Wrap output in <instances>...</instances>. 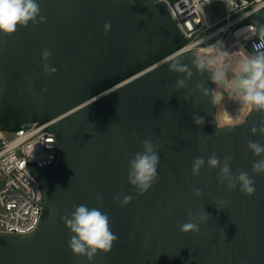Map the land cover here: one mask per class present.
<instances>
[{
    "label": "water",
    "instance_id": "water-1",
    "mask_svg": "<svg viewBox=\"0 0 264 264\" xmlns=\"http://www.w3.org/2000/svg\"><path fill=\"white\" fill-rule=\"evenodd\" d=\"M36 2L45 23L0 34V126L55 121L58 158L37 170L48 218L30 236L0 239V264H89L72 254V234L62 220L82 204L107 213L118 236L112 251L98 253L91 264H264V175L252 172L260 157L247 149L249 140L264 144V136L250 132L264 117L251 108L244 122L218 130L212 72L195 69V53L174 56L186 38L164 3ZM107 22L112 27L105 33ZM250 23L260 30V41L264 8ZM44 49L52 53L48 65L57 69L52 75L45 74ZM245 49L257 54L252 41ZM172 58L192 68L187 89L174 88L182 74L168 71ZM197 82L207 95L195 91ZM193 115L204 125L197 126ZM202 135L213 136L205 143ZM146 139L159 150V181L138 195L128 183V159L143 151ZM213 153L221 160L230 156L232 172L254 179L253 196L239 186L229 192L218 185L219 169L205 166L192 175L193 160L207 161ZM193 188L202 196H194ZM121 193L133 196L124 207L114 199ZM218 200L230 204L218 210ZM203 211L211 218L198 233L180 231L189 213Z\"/></svg>",
    "mask_w": 264,
    "mask_h": 264
},
{
    "label": "clouds",
    "instance_id": "clouds-1",
    "mask_svg": "<svg viewBox=\"0 0 264 264\" xmlns=\"http://www.w3.org/2000/svg\"><path fill=\"white\" fill-rule=\"evenodd\" d=\"M45 22L46 17L41 15L40 5L36 0H0V34L4 37L14 35L19 28L27 27L29 23L35 26ZM111 27L110 22L105 23V33L111 31ZM254 48L257 50V54L245 53L238 63L236 74L232 78L228 76L229 65L223 62L225 58H229L230 54L222 50V44L219 42L217 45L205 49L208 54L206 61L195 59L193 66L200 72L206 68L214 69L211 77L217 87L237 90L240 93L238 101L244 106H251L264 117V51H261V48H264V42L254 45ZM51 54L49 49H44L41 56L46 75H52L57 71L55 67H50L47 63ZM168 71L182 74V78L175 81L174 88L176 91L187 89L194 75L192 68L184 64L179 58H172ZM194 87L195 91L204 95L208 94L202 83L197 82ZM191 95L192 92L189 91L184 96V100L189 101ZM217 102L221 103L222 101ZM193 121L197 126H203L205 123L203 117L199 115H193ZM222 127L219 126L218 130H221ZM250 132L253 135L259 133L264 136V119H261L258 127L253 126ZM213 135H202L200 139L206 143ZM141 145L143 151L136 152L130 159H128L127 153L124 154L125 158L128 159V183L136 189L138 195L147 193L159 181L157 171L160 163L159 150L152 140H143ZM247 149L254 156L260 157L253 162L252 172L256 175H264V144L249 140ZM230 161V156H225L221 160L215 153L211 154L207 161L203 157H196L192 162V175L198 176L205 166L210 170L219 169L216 177L218 185L225 186L229 192L236 190L239 186V191L243 195L253 196L256 191L254 179L242 170L232 172ZM192 191L197 198L203 194L202 189L199 188H193ZM95 199L97 203L102 202L99 194L96 195ZM114 199L119 202L121 207H124L132 201L133 196L121 193L116 195ZM214 204L218 210H223L230 204V201L218 200ZM73 209L71 213L62 217L66 228L72 234L68 241V247L74 256L83 257L91 264L98 253L108 254L112 251L118 236L111 230V221L107 213L102 212L99 208H89L82 204L73 205ZM209 218L211 216L204 211L195 214L189 213V219L181 225L180 231L182 233H198L200 225L207 223Z\"/></svg>",
    "mask_w": 264,
    "mask_h": 264
},
{
    "label": "built area",
    "instance_id": "built-area-1",
    "mask_svg": "<svg viewBox=\"0 0 264 264\" xmlns=\"http://www.w3.org/2000/svg\"><path fill=\"white\" fill-rule=\"evenodd\" d=\"M156 1L169 8L185 34L186 43L174 56L195 53L200 57L203 50L218 42L225 50L231 41L234 48L240 44L236 54H250L245 49L248 41H252L253 48L264 42V35L260 41L255 40L261 32L250 23L251 18L264 8V0ZM217 3L224 5L225 15L210 17L207 9ZM54 122H36L15 129L0 126V239L30 236L48 218L45 189L37 170L57 161V140L52 131Z\"/></svg>",
    "mask_w": 264,
    "mask_h": 264
},
{
    "label": "rangeland",
    "instance_id": "rangeland-1",
    "mask_svg": "<svg viewBox=\"0 0 264 264\" xmlns=\"http://www.w3.org/2000/svg\"><path fill=\"white\" fill-rule=\"evenodd\" d=\"M207 11L210 17L221 18L225 15V7L221 3L212 5L207 9ZM233 44L234 43L232 41L226 44L225 51H227L230 55L229 58H225L223 61L229 65V78H232L236 74L238 63L243 58L241 56H237L236 54V51L238 52L240 49V44L238 43L236 48H234ZM243 54L245 55V52H243ZM199 59L206 61L208 59V54H201ZM212 70L214 71V69ZM214 92L217 106V119L220 126L238 125L244 122L252 107L244 106L238 101L240 93L234 89L226 90L224 87H217ZM217 101L222 102L218 103Z\"/></svg>",
    "mask_w": 264,
    "mask_h": 264
},
{
    "label": "bare ground",
    "instance_id": "bare-ground-1",
    "mask_svg": "<svg viewBox=\"0 0 264 264\" xmlns=\"http://www.w3.org/2000/svg\"><path fill=\"white\" fill-rule=\"evenodd\" d=\"M242 32H243V31L239 32L238 35L241 34ZM235 44H236V43H235ZM236 45H237V44H236ZM203 53H206L205 50L202 51V54H203ZM206 54H207V53H206ZM240 54H241V53H237V56H241V57L244 56V54H242V55H240Z\"/></svg>",
    "mask_w": 264,
    "mask_h": 264
}]
</instances>
